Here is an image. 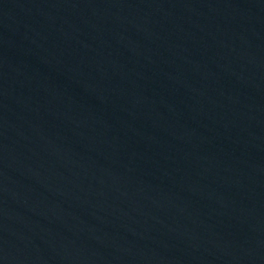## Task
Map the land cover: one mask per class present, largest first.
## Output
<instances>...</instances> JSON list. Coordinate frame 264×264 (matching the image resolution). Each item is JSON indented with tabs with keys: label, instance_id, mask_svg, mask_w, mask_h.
Wrapping results in <instances>:
<instances>
[{
	"label": "water",
	"instance_id": "95a60500",
	"mask_svg": "<svg viewBox=\"0 0 264 264\" xmlns=\"http://www.w3.org/2000/svg\"><path fill=\"white\" fill-rule=\"evenodd\" d=\"M0 264H264V0H0Z\"/></svg>",
	"mask_w": 264,
	"mask_h": 264
}]
</instances>
